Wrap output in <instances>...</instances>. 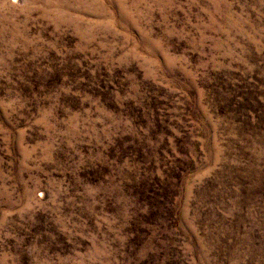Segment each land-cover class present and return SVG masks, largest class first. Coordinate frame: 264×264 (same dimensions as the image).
<instances>
[{
  "label": "rangeland",
  "instance_id": "1",
  "mask_svg": "<svg viewBox=\"0 0 264 264\" xmlns=\"http://www.w3.org/2000/svg\"><path fill=\"white\" fill-rule=\"evenodd\" d=\"M0 264H264V0H0Z\"/></svg>",
  "mask_w": 264,
  "mask_h": 264
}]
</instances>
